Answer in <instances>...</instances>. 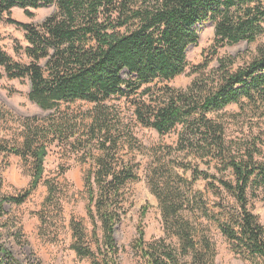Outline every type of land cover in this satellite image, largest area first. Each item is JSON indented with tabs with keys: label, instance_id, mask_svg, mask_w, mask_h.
<instances>
[{
	"label": "trees",
	"instance_id": "1",
	"mask_svg": "<svg viewBox=\"0 0 264 264\" xmlns=\"http://www.w3.org/2000/svg\"><path fill=\"white\" fill-rule=\"evenodd\" d=\"M49 6L54 11L39 24H22L11 17L14 8L31 19L33 11ZM0 21L24 31L28 43L24 53L31 60L21 66L0 48L5 76L27 78L28 99L55 116L45 126L35 118L23 119L20 145L7 147L0 142V155L20 157L32 169L28 188L9 196L1 194L0 174V264H22L4 240L12 238L19 246L24 243L21 226L7 222L5 205L24 204L42 183L47 137L74 146L81 162L89 163L84 175L85 213L95 252L86 244L81 222L74 220L70 222L71 249L79 258L91 259V264H116L114 233L127 213L125 189L139 180L135 157L124 156L122 151L134 152L137 125L160 136L179 128L176 151L205 161L208 167L215 163L218 173L230 171L233 178H218L186 160L151 162L146 183L158 201L165 233L176 239L177 247L165 239L147 245L139 222L132 248L144 264H214L215 247L207 223L216 225L243 261L264 264V227L251 212L247 196L251 188L264 192V163L256 159L264 132L247 128V134L240 132V139L230 140L226 123L207 117L230 105L239 107L231 115L235 124L250 109L264 115V50L235 72L219 62L210 83L197 79L185 92L167 86L156 92L151 87L156 82L167 84L187 71L206 69L207 59L192 68L186 58L188 47L198 43L197 25L214 27L207 51L212 57L225 46L254 43L263 33L264 0H0ZM79 101L92 108L59 117L63 105L70 110ZM176 169L189 172L192 179L181 177ZM198 180L205 181V189L219 199L214 205L217 212L208 209L200 193L193 192ZM44 185L47 193L37 216L40 233L46 237L51 225L61 219L63 195L54 181ZM147 209H141V218Z\"/></svg>",
	"mask_w": 264,
	"mask_h": 264
},
{
	"label": "rangeland",
	"instance_id": "2",
	"mask_svg": "<svg viewBox=\"0 0 264 264\" xmlns=\"http://www.w3.org/2000/svg\"><path fill=\"white\" fill-rule=\"evenodd\" d=\"M53 11V6L43 7L33 11L34 16L30 19L22 9L14 8L11 11V17L22 24H39ZM262 27L263 33L254 43L249 44L242 41L236 45L225 46L220 48L217 54L212 57L207 51H209L214 40V27L211 23L197 25L195 29L199 38L198 43L196 46L188 47L186 58L192 68L199 66L203 60L207 59L209 64L206 69L201 70V73L187 71L167 84L156 82L151 87L156 92H160L164 86L185 92L197 79L199 81L206 80L210 83L211 78L219 69V62L222 61L226 63V69L229 72H235L251 63L259 55V52L264 50V23ZM24 36V31L20 28L0 21V48L21 66H27L31 62L24 53V49L28 46ZM41 65H44V61L41 62ZM29 91L30 81L27 78L10 80L5 76L4 68L0 67V142L7 147L20 145L23 119L35 118L40 125L45 126L49 118L51 121L55 117L50 115L52 111H44L32 103L28 99ZM127 106L128 104H121L122 108ZM66 107L63 105L58 114L62 119L69 116L70 111L78 115L82 114L90 110L92 105L79 101L70 105V110H67ZM238 112L239 107L237 105H230L222 112L209 113L207 117L212 121H224L230 140L240 139L242 137L240 132L247 134V128H251L253 132L259 129L264 132V115L260 111L248 110L241 123L235 124L231 115ZM178 129L160 136L153 129L137 125L135 128L137 144L134 147L136 151L134 150L133 153H129L128 149L122 151L124 156L135 157L134 163L138 164L135 171L139 180L130 182L125 189L124 198L127 213L121 218V222L117 225L114 233L118 251L115 258L116 264H144L139 254L132 248L136 238V226L139 222H141L145 235L144 241L147 245L165 239L167 243L177 247L176 239L168 238L165 233L158 201L151 194L146 183L145 173L148 166L152 164L151 162L160 159L163 162L173 164L175 161L186 160L199 165L200 170L208 171L209 174H214L218 178L233 180L230 171L218 173L214 167L216 166L215 163H211L208 167L204 164L205 161L193 160L191 156L176 151ZM261 138V154L256 159L264 163V136ZM44 142L47 144L48 153L44 161L42 183L24 204L19 206L5 205L7 222H14L21 226L24 243L19 246L12 238L4 237V240L7 247L22 264H91V259L79 258L71 249L73 239L70 229L71 221L81 222L86 236V244L95 252L91 242L92 226L85 213L84 175L89 168V163L81 162L80 155L75 153V147L70 144L61 143L59 140L54 141L52 137L45 138ZM176 171L188 181L192 179L189 172H183L181 169H176ZM0 174L3 178L1 194L5 196L15 195L28 188L32 179L31 163L24 162L20 157L14 155H0ZM47 180H52L58 184L63 196L61 219L51 225L48 235L44 237L45 235L40 233V220L37 214L41 211L46 197L47 188L44 182ZM205 186V181L198 180L193 184L192 190L202 195L209 210L217 212L214 205L219 204L220 201L207 191ZM247 196L251 212L258 217L260 224L264 227V192L251 188ZM225 202L232 204L229 197H225ZM144 207H148L147 213L141 218L140 212ZM185 216L190 217V214L186 213ZM207 224L209 237L215 247L214 264H250L231 251L230 244L221 235L214 223ZM97 228L98 237L101 241L103 232L100 222L97 223Z\"/></svg>",
	"mask_w": 264,
	"mask_h": 264
}]
</instances>
